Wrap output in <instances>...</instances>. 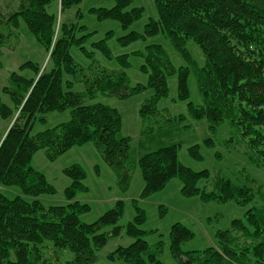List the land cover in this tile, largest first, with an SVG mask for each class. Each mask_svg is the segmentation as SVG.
<instances>
[{"label":"trees","instance_id":"obj_1","mask_svg":"<svg viewBox=\"0 0 264 264\" xmlns=\"http://www.w3.org/2000/svg\"><path fill=\"white\" fill-rule=\"evenodd\" d=\"M57 1L18 0L14 9L9 11L8 8L5 12L0 5V54L1 47L24 28L49 52L51 64L40 71L37 62L27 61L21 69L30 67L37 76L14 71L5 88L11 105L0 96V119L11 124L8 131L0 135V264H55L45 256V247L57 253V260L67 251L72 253L73 256H67L59 264H98L101 248L113 237L123 235L133 241L112 250L108 254L110 261L166 264L159 257L163 240L153 248L145 238L147 231L141 225L147 214L137 200H134L136 215L126 224H119L125 207L121 200L99 219L87 223L80 215L88 211L90 205L76 199L78 191L87 189L82 166L74 164L64 170L72 183L65 190V204L48 205L41 199L42 194L53 195L56 189L45 173L34 168L32 155L45 149L52 159L76 144L93 141L126 189L134 171L129 158L132 137L122 134L121 113L94 99L99 94L126 98L152 87L154 94L139 111L148 129L166 124L183 125L188 118L205 119L211 129L227 121L248 145L254 164L264 167V0H156L158 17L149 20L144 32L129 31L120 38L121 44L126 46L163 33L185 57L189 56L188 40L199 45L204 65L192 64L204 102L195 105L190 101V116L173 118L159 110L158 102L168 93V76L173 73L179 76V96L188 98L190 67L184 65L177 69L162 44L152 43L144 52H134L145 57L142 68L149 78L147 84H130L125 68L110 70L95 61L87 68L80 67L71 54V46H80L89 56L83 43L90 33L78 36L77 32L85 30L86 26L63 21L61 16L82 1L60 0L59 13L54 7ZM132 2L116 0L112 8L93 7L91 11L99 20L116 19L125 28L144 13L142 7L128 10ZM94 45L109 55L104 40ZM122 56L120 60L126 67L127 57ZM64 73L83 81L85 90H74L73 78L68 80L67 88L63 87ZM68 108L72 113L70 121L32 133L38 115ZM212 140L209 137L206 142ZM179 145L168 144L142 154L138 160L145 180L142 197L179 177L186 196L199 195L204 200L219 202L234 200L247 205L257 200L259 191L263 203L249 207L244 218L234 219L225 230L219 229L214 246L203 250H185L183 244L194 236L193 231L181 222L175 223L170 232V247L177 264H264V188L255 191L254 187L238 185L225 177L211 182L208 170L197 172L182 163L178 156ZM190 151L196 158L202 157L198 145L192 146ZM7 186L18 187L22 192L6 197L2 187Z\"/></svg>","mask_w":264,"mask_h":264},{"label":"rangeland","instance_id":"obj_2","mask_svg":"<svg viewBox=\"0 0 264 264\" xmlns=\"http://www.w3.org/2000/svg\"><path fill=\"white\" fill-rule=\"evenodd\" d=\"M59 1L54 4V7L58 8V13L60 11ZM81 1L79 5H74L64 11V14L61 16L63 21H72L86 26L85 30L80 29L77 32L78 36L90 33L83 43V46L90 53L89 56H87L80 46H71V54L80 67L87 68L95 61L110 70L125 68L131 81L130 84H147L149 78L142 68V65L145 63V57L134 52H144L146 46L151 43L162 44L171 62L177 69L184 65L190 67L187 75L189 95L187 99H182L179 96V76L173 73V75L168 76V93L159 99V110L172 118L178 115H187L189 117V102L191 101L195 105L204 102L193 64L201 67L204 65L205 58L195 41H187L188 57L179 53L174 47L173 42H170L163 33L148 36L146 39H138L136 42L126 46L120 42V38L125 36L129 31L143 33L149 20L158 17L156 0H133L127 9L131 10L132 8L142 7L144 13L136 22L125 28L116 19L99 20L96 13L91 11L93 7L112 8L116 4V0ZM17 3L18 0H0V5L4 9H2L3 12L8 8L11 11L18 5ZM17 31H14V33ZM103 40L108 45L110 50L109 55H106L100 48L94 45V43H99ZM1 50L0 96L3 101L11 105V97L5 91L10 82V76L16 71L24 76L36 77L37 74L32 68L26 67L25 69H21V66L27 61H33L37 62L41 66L40 71H43L51 65L50 54L24 28L17 35L14 34L1 47ZM122 55L127 57L128 64L126 67L123 66L120 60L123 57ZM72 78V75L64 73L62 79L63 87L67 88L68 80ZM72 81L74 83L71 87L74 90L79 92L85 90L83 81L77 78H73ZM153 94L154 89L147 87L126 98L99 94L94 99V101L109 104L117 109L122 117V134L132 137L129 158L134 164V171L130 180L131 182L126 189L122 188L115 170L102 158L99 149L95 147L93 141L76 144L62 155H58L52 159L47 150L40 149L33 153L31 162L35 169L45 173L47 180L56 189L53 195L42 194L41 199L48 205L65 204L67 201L65 190L72 183L71 178L64 170L70 166H74V164L82 166L86 172L83 183H85L87 189L78 191L76 199L90 205L88 211L80 215L82 220L87 223L99 219L104 212L110 210L116 205L117 201L121 200L124 202L125 207L119 224H126L132 221L136 215L134 200H137L136 203L147 214L145 222L141 225V228L145 232L147 231L145 238L153 248L156 247L159 240H163V249L159 253V257L166 264H177L170 247V232L175 223L181 222L193 231L194 236L183 244L185 250H203L214 246L217 241L216 232L219 229L225 230V228L231 226L234 219L244 218L247 209L252 206L261 205L263 198L258 196L259 191H257V200L243 205L234 200L219 202L214 199L204 200L199 195L186 196L182 190L183 181L179 177L172 178L166 183L165 187L156 190L155 193L142 197L145 180L138 164V160L142 154L168 144L178 143L180 144L178 156L185 166L191 167L197 172L208 170L211 175V182L217 178L225 177L238 185L254 187L255 191L259 187L264 188V167L254 164L248 145L246 142L241 141L236 135L237 132L233 130V127L227 121L220 122L215 129H211L205 119L193 120L188 118L183 125L182 123L166 124L161 128L154 126L152 129H148L139 111L146 99L150 98ZM71 119L72 113L70 108L61 111L49 110L43 115H38L32 126V133L37 134L40 131L58 126ZM186 124L190 126L185 128ZM9 126H11L9 121L0 119V135L8 131L7 128ZM209 137L213 139L211 143L206 142ZM232 137V143H229ZM194 145H198L199 152L202 155L201 158H196L191 154L190 149ZM203 182L204 180H201L200 184H203ZM2 192L6 197H15L21 194L22 191L18 187L7 186L2 187ZM132 241L133 238L126 235L113 237L98 252V264H128L118 260L110 261L108 254L119 246L131 244ZM44 252L45 256L55 264H59L67 256L72 255V253L67 251L65 252V256L61 254L57 260L55 259L57 253L55 254L52 248L45 247Z\"/></svg>","mask_w":264,"mask_h":264}]
</instances>
